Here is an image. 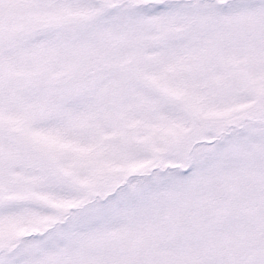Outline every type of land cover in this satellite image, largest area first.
<instances>
[{
	"label": "snow or ice",
	"instance_id": "snow-or-ice-1",
	"mask_svg": "<svg viewBox=\"0 0 264 264\" xmlns=\"http://www.w3.org/2000/svg\"><path fill=\"white\" fill-rule=\"evenodd\" d=\"M0 264H264V0H0Z\"/></svg>",
	"mask_w": 264,
	"mask_h": 264
}]
</instances>
